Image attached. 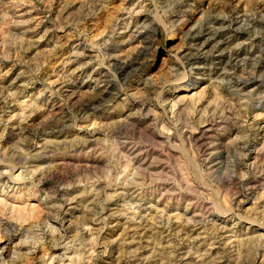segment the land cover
<instances>
[{"label": "rangeland", "instance_id": "1", "mask_svg": "<svg viewBox=\"0 0 264 264\" xmlns=\"http://www.w3.org/2000/svg\"><path fill=\"white\" fill-rule=\"evenodd\" d=\"M262 15L0 0V264H264Z\"/></svg>", "mask_w": 264, "mask_h": 264}, {"label": "bare ground", "instance_id": "2", "mask_svg": "<svg viewBox=\"0 0 264 264\" xmlns=\"http://www.w3.org/2000/svg\"><path fill=\"white\" fill-rule=\"evenodd\" d=\"M263 17H264V15H262ZM238 20L240 19V17L239 16H237L236 17ZM243 20H244V18H243ZM123 23H121V22H118V23H116L115 25H114V29H113V34H116V30L118 29H122L121 28V26H122V24H125V19H124V21H122ZM170 22V25H172V20H170L169 21ZM174 22V21H173ZM245 22V21H244ZM246 23V22H245ZM251 25V24H250ZM261 25H264V23H262ZM127 27H129L128 25H127ZM127 27H125V28H127ZM152 28H154L153 30H155V31H157V32H159L160 34H161V36H162V38H164L165 39V37H166V34L168 33V26L167 25H163L162 23H157V24H154V22H153V26H152ZM119 32V31H118ZM107 38V37H106ZM264 39V38H263ZM263 39H261L260 40V43L259 44H264V40ZM207 43H205V42H203V44H201V48H203V47H205V45H206ZM217 45V44H216ZM78 47V46H77ZM256 48L257 47H254L253 48V44L250 46V50H249V48H248V54H250V55H252L251 53H253V54H255L256 52ZM264 49V48H263ZM262 49V50H263ZM231 53V52H230ZM257 55V54H256ZM231 56H233V54H231ZM238 58V57H237ZM243 60V59H242ZM257 62H254V64L253 65H251V66H249L250 67V70H247L246 72V74L245 75H243V79H242V81L241 82H238V81H233V85L232 86H234V87H236V91H238V93L240 94V96H242L243 94L241 93L242 91H245V90H248L247 92H253V88H249L248 89V87H250L251 86V84L253 83V82H256L257 81V78H260V77H264V73H259L258 72V68H257ZM246 66V65H245ZM245 66H243L242 67V69H245L246 67ZM248 67V66H247ZM259 80H261V78L259 79ZM229 81H231V80H229ZM262 81H263V79H262ZM253 87V86H252ZM235 90L233 89V92H234ZM259 92V91H258ZM236 93V92H235ZM246 93V92H245ZM255 93V92H254ZM242 94V95H241ZM260 99L261 100H259L260 102L258 103V104H261L262 106H264V96H260ZM19 190V188H18V186H15V185H12V184H6L5 185V188H3V189H0V204H3V205H6V206H10L9 205V201L10 200H14V199H16V197L18 196L17 195V191ZM15 201V200H14ZM10 209V208H9ZM14 209H16V208H14ZM14 209H13V212L12 213H15L14 212ZM17 211V210H16Z\"/></svg>", "mask_w": 264, "mask_h": 264}]
</instances>
